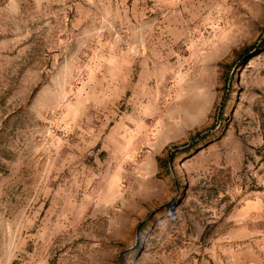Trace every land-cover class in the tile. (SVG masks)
<instances>
[{
  "label": "rangeland",
  "instance_id": "374dc122",
  "mask_svg": "<svg viewBox=\"0 0 264 264\" xmlns=\"http://www.w3.org/2000/svg\"><path fill=\"white\" fill-rule=\"evenodd\" d=\"M263 208L264 0H0V264H239Z\"/></svg>",
  "mask_w": 264,
  "mask_h": 264
},
{
  "label": "crops",
  "instance_id": "0c3cea01",
  "mask_svg": "<svg viewBox=\"0 0 264 264\" xmlns=\"http://www.w3.org/2000/svg\"><path fill=\"white\" fill-rule=\"evenodd\" d=\"M260 207H258V210ZM262 211H264V208ZM256 212L252 216L254 225L251 237H249L251 239V246L241 251L239 264H264V212ZM255 244H259L258 247L261 249L256 250Z\"/></svg>",
  "mask_w": 264,
  "mask_h": 264
},
{
  "label": "trees",
  "instance_id": "16d2710c",
  "mask_svg": "<svg viewBox=\"0 0 264 264\" xmlns=\"http://www.w3.org/2000/svg\"><path fill=\"white\" fill-rule=\"evenodd\" d=\"M203 133V131H197L196 133H195V136H201V134ZM204 136V135H203ZM177 150V149H176ZM174 152L175 151H171L170 152V154H171V160L173 159V157H174Z\"/></svg>",
  "mask_w": 264,
  "mask_h": 264
}]
</instances>
